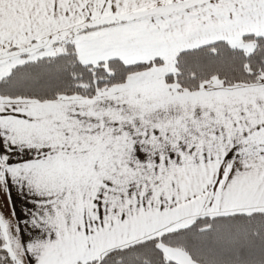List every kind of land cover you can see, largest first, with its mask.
Listing matches in <instances>:
<instances>
[{
    "label": "snow or ice",
    "instance_id": "snow-or-ice-1",
    "mask_svg": "<svg viewBox=\"0 0 264 264\" xmlns=\"http://www.w3.org/2000/svg\"><path fill=\"white\" fill-rule=\"evenodd\" d=\"M0 264H264V0H0Z\"/></svg>",
    "mask_w": 264,
    "mask_h": 264
}]
</instances>
